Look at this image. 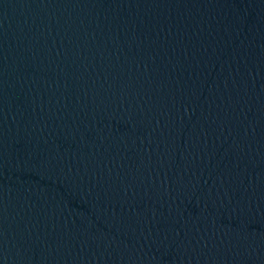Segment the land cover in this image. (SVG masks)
<instances>
[{
  "label": "water",
  "instance_id": "95a60500",
  "mask_svg": "<svg viewBox=\"0 0 264 264\" xmlns=\"http://www.w3.org/2000/svg\"><path fill=\"white\" fill-rule=\"evenodd\" d=\"M0 264H264V0H0Z\"/></svg>",
  "mask_w": 264,
  "mask_h": 264
}]
</instances>
